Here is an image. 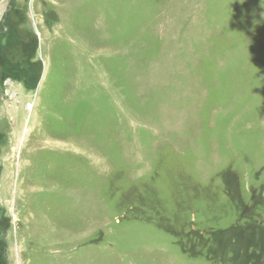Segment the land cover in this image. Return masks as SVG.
<instances>
[{"label":"rangeland","instance_id":"obj_1","mask_svg":"<svg viewBox=\"0 0 264 264\" xmlns=\"http://www.w3.org/2000/svg\"><path fill=\"white\" fill-rule=\"evenodd\" d=\"M0 264H264V0H0Z\"/></svg>","mask_w":264,"mask_h":264},{"label":"trees","instance_id":"obj_2","mask_svg":"<svg viewBox=\"0 0 264 264\" xmlns=\"http://www.w3.org/2000/svg\"><path fill=\"white\" fill-rule=\"evenodd\" d=\"M8 60H9V61L11 60V55H8Z\"/></svg>","mask_w":264,"mask_h":264}]
</instances>
